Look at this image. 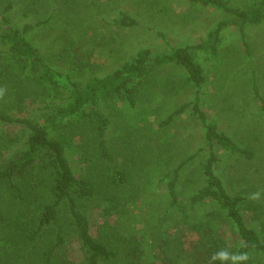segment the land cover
Returning <instances> with one entry per match:
<instances>
[{
	"label": "trees",
	"instance_id": "16d2710c",
	"mask_svg": "<svg viewBox=\"0 0 264 264\" xmlns=\"http://www.w3.org/2000/svg\"><path fill=\"white\" fill-rule=\"evenodd\" d=\"M184 1L218 10L224 19L197 45L169 52L141 49L103 77H89L94 66L89 53L76 47L85 32L64 45L60 58L70 71L62 72L27 39L31 24L19 29L4 15L13 3L0 9V264H73L67 250L75 244L83 248V255L81 263L74 264H264V188L257 199L250 190L230 192L216 171L222 154L256 162V150L241 147L220 130L201 109L198 95L189 102L171 103L187 89L206 84L198 51L217 56L225 28L242 32L250 57L245 31L264 23V0L244 6L230 0ZM63 2L67 7L92 6L90 0ZM118 13L116 27L139 25L130 13ZM256 94L264 116V97ZM27 102L42 105L43 121L27 114ZM188 112L204 126L208 149L200 148L177 166L160 165L163 181L169 180V194L165 209L158 211L147 198L149 187L135 191L133 172L114 162L108 129L113 117L124 116L120 126L126 138L143 139L139 124L151 128L150 120L156 117L157 130L166 131L162 142L169 145V129ZM16 143L24 148L7 155ZM139 144L142 154L154 156L151 144ZM77 150L85 175L72 165ZM184 181L193 186L185 199L179 188ZM96 207L115 222L109 225L107 219L93 234L90 214ZM221 227L234 233L231 241ZM187 233L196 243V252L188 256L182 237ZM222 249L233 255L246 253L248 259H213Z\"/></svg>",
	"mask_w": 264,
	"mask_h": 264
},
{
	"label": "rangeland",
	"instance_id": "374dc122",
	"mask_svg": "<svg viewBox=\"0 0 264 264\" xmlns=\"http://www.w3.org/2000/svg\"><path fill=\"white\" fill-rule=\"evenodd\" d=\"M250 1L230 0L233 5L240 6ZM10 2L13 3L12 9L4 15L19 29L25 24L33 26L26 34L27 39L56 70L70 71L67 62L60 58V53L65 44H71L75 37L85 32L86 37L76 47L89 53L94 65L89 77H103L112 73L144 48L169 52L179 46L197 45L224 19L223 13L218 10L191 5L184 0H90V8L77 5L67 7L63 0H0V9L5 11ZM120 10L130 13L139 21V25L132 29L116 27L113 22ZM60 23H64V26H60ZM221 34L217 56L198 51L197 60L208 76L206 84L199 90L187 89L183 95H176L171 103L189 102L198 95L201 109L210 120L216 121L220 130L231 135L241 147L256 150V162L222 154L216 171L230 192L250 190L249 195L257 194L264 188V116L260 115L256 98L257 91L264 97V23L246 28L245 40L251 49L250 57L247 56L242 32L236 27H227ZM161 74L163 76L164 72ZM26 106L30 109L27 113L30 117L35 116L43 121L41 116L44 109L41 104L27 102ZM189 113L169 129L170 133L166 136L172 137L168 140L169 145L162 142L166 131L157 130L156 117L150 120L151 128H146L145 122L139 124L138 132L145 133L143 139L139 135H134L131 140L126 138L120 126L124 116L113 117L108 129V148L114 162L133 172L131 188L135 191L149 187L147 198L158 211L165 209L169 194V180L163 181L160 165L174 167L200 148L208 149L204 126ZM10 130L16 131L14 128ZM145 142L154 148V156L142 154L139 143L144 146ZM21 148H24L23 144L16 143L8 149L7 155H13ZM215 150L221 152L218 148ZM80 154L81 151L77 150L72 154L71 161L76 172L85 175L86 165L81 161ZM161 159L165 162H161ZM196 177L199 184V176ZM192 187L185 181L179 186L183 199L192 191ZM125 193L128 197L127 189ZM146 209L150 211L148 206ZM91 210L92 233L96 234L108 218L97 207ZM111 222H115V217L108 219L109 225ZM220 230L224 237L230 236L229 240L234 236L232 231L228 233L223 227ZM184 236V247L188 248L185 254L192 255L196 252L195 236L190 233ZM67 251L73 264L81 263L83 248L79 244Z\"/></svg>",
	"mask_w": 264,
	"mask_h": 264
},
{
	"label": "clouds",
	"instance_id": "9594fccd",
	"mask_svg": "<svg viewBox=\"0 0 264 264\" xmlns=\"http://www.w3.org/2000/svg\"><path fill=\"white\" fill-rule=\"evenodd\" d=\"M258 193L253 195V199H257L258 198ZM233 259L234 261L239 260V261H243V260H247L248 256L246 253H241L239 255H233L228 253L226 250H220L219 252L215 253L213 256V259H221V260H227V259Z\"/></svg>",
	"mask_w": 264,
	"mask_h": 264
}]
</instances>
